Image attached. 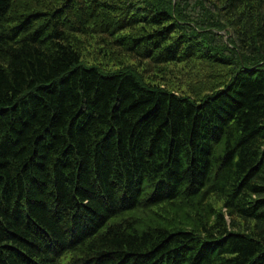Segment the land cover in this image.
Returning a JSON list of instances; mask_svg holds the SVG:
<instances>
[{
    "label": "trees",
    "instance_id": "trees-1",
    "mask_svg": "<svg viewBox=\"0 0 264 264\" xmlns=\"http://www.w3.org/2000/svg\"><path fill=\"white\" fill-rule=\"evenodd\" d=\"M0 264H264V0H0Z\"/></svg>",
    "mask_w": 264,
    "mask_h": 264
},
{
    "label": "rangeland",
    "instance_id": "rangeland-1",
    "mask_svg": "<svg viewBox=\"0 0 264 264\" xmlns=\"http://www.w3.org/2000/svg\"><path fill=\"white\" fill-rule=\"evenodd\" d=\"M226 37L223 35L225 40ZM89 40V42L84 44L82 58L88 63H99L105 69L132 65L145 80L160 83L181 92L196 89L209 80L207 63H200L199 61L198 63L192 62L184 65H170L164 72H160L156 69L145 67V62L137 64L135 59L123 56L116 48L103 45L99 38Z\"/></svg>",
    "mask_w": 264,
    "mask_h": 264
},
{
    "label": "bare ground",
    "instance_id": "bare-ground-1",
    "mask_svg": "<svg viewBox=\"0 0 264 264\" xmlns=\"http://www.w3.org/2000/svg\"><path fill=\"white\" fill-rule=\"evenodd\" d=\"M187 33V32H186ZM104 196V195H103ZM206 196V195H205ZM69 217V216H68Z\"/></svg>",
    "mask_w": 264,
    "mask_h": 264
}]
</instances>
